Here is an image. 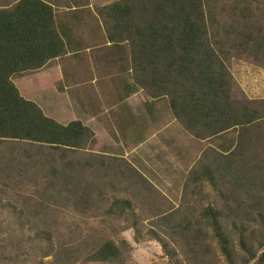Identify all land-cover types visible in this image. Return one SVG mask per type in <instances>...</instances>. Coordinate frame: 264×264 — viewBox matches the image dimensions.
I'll return each instance as SVG.
<instances>
[{"label":"trees","instance_id":"1","mask_svg":"<svg viewBox=\"0 0 264 264\" xmlns=\"http://www.w3.org/2000/svg\"><path fill=\"white\" fill-rule=\"evenodd\" d=\"M96 12L108 41L129 47L134 85L150 99L167 98L187 133L208 140L237 132L232 149L203 151L178 207L162 196L168 209L155 214L153 227L139 225L128 199L114 197L108 214L131 219L137 242L158 241L167 264H264V99L238 97L231 71L233 60L264 68V0H117ZM66 53L52 4L19 0L0 7V159L9 172L4 179L14 174L36 185L29 198L36 210L13 212L45 227L55 223L54 209H85L104 200L112 169L126 166L125 176L148 185L125 159L88 151L96 142L90 127L48 117L14 83ZM200 182L219 199L194 204L187 192ZM132 251L126 240L92 239L63 247L59 261L128 264Z\"/></svg>","mask_w":264,"mask_h":264},{"label":"rangeland","instance_id":"2","mask_svg":"<svg viewBox=\"0 0 264 264\" xmlns=\"http://www.w3.org/2000/svg\"><path fill=\"white\" fill-rule=\"evenodd\" d=\"M18 1L0 0V7H11ZM45 1L53 5L58 29L67 45V53L51 64H62L65 75L72 71L77 77L81 71L86 80L77 86L69 79L64 83L61 75L45 73L44 69L36 77L30 73L13 79L21 94L37 103L45 115L63 124L79 119L89 127L88 122L92 119L104 122L119 116L123 107L122 101L118 100L123 95L120 92L122 80L134 84L129 47L125 43H109L102 19L96 12L97 6L117 0ZM93 70L97 71L95 84L89 82L94 76L88 78L93 75ZM231 71L238 97L264 99V68L233 60ZM138 89L141 90L140 98L136 97L133 106L140 111L145 109L144 102H155V99ZM156 102L160 107V113H154L157 117H145L144 122L138 119L129 129L119 126L113 132H105L100 123L102 126L97 127V132L90 127L96 142L88 148L95 154L125 159L150 186L125 176L126 166L118 171L112 169L113 183L105 192L104 200L98 199L85 209L80 204L54 209L57 219L50 227L42 225L44 222L40 219L36 225L30 223L33 221L26 216L20 217L13 212L36 210L37 204L29 198L38 189L31 181L21 182L14 174L5 180L9 173L7 161L0 159V264H64L59 261L63 247H78L100 238H109L116 243L128 241L133 247L128 264H167L160 243L151 239L137 242L133 221L109 215V205L114 197L131 200L139 225L144 230L153 227L155 214L168 209L162 196L178 207L183 199L187 175L203 151L208 146L222 151L232 149L237 132L231 131L210 140L196 139L174 118L167 98ZM106 168L101 171L109 178ZM187 193H191L192 202H197L200 207L219 199L218 193L203 182L197 187H189ZM143 234L146 235L145 231Z\"/></svg>","mask_w":264,"mask_h":264},{"label":"crops","instance_id":"3","mask_svg":"<svg viewBox=\"0 0 264 264\" xmlns=\"http://www.w3.org/2000/svg\"><path fill=\"white\" fill-rule=\"evenodd\" d=\"M117 54H119V53H117ZM59 59H60V57L52 59L43 69H41V71L44 72L46 70L45 73H52V74H55L57 76L61 75L64 83H66L67 79H69V82L71 84L75 83L76 86L79 85V83L81 81L86 80L85 75L81 71L77 77H75V73H73L72 71L69 72V75L67 73L65 75L62 64H60V63L51 64L54 61H59ZM123 60H124V58H123ZM96 72L97 71L93 70V75H91V76L89 75V77H88V78H90V77L94 76V77H92L93 79L89 80V82H91L93 84H95L96 81L98 80L97 76L95 75V74H97ZM39 73H40V71L37 73H34L33 74L34 77L38 76ZM122 83H123V85H122L123 88H122V91H120V92H122L123 95H121L118 100L122 101L123 107L119 113V116L113 117L110 120L106 119L104 122H99V121H96V119H92L94 121H92V120L89 121L88 125L94 131L98 132L97 127L102 126V125L105 129V132L106 131L107 132H113L114 130H117L119 128V126L129 129V128L133 127V125L136 123V121L138 119H141L144 122L145 117H148V118H150V116L157 117V116H154V113H160L159 103H157L156 100H155V102L154 101L153 102L152 101L144 102L143 105L145 106V109H140V111L138 109H134V106H133L134 102L136 100V97H138V99L140 98L141 90H139L138 87L135 86L134 84H132L129 80L123 79ZM74 120H79V119H73V121ZM79 121H83V120H79ZM92 123H96V124H92ZM112 126H114V128H112ZM215 138H212V139H215ZM208 140H210V139H208Z\"/></svg>","mask_w":264,"mask_h":264}]
</instances>
